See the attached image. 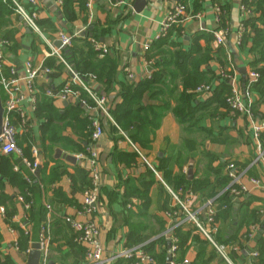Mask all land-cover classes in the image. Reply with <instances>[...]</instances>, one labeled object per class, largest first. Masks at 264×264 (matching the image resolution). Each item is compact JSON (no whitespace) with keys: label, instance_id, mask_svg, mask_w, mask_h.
<instances>
[{"label":"crops","instance_id":"0c3cea01","mask_svg":"<svg viewBox=\"0 0 264 264\" xmlns=\"http://www.w3.org/2000/svg\"><path fill=\"white\" fill-rule=\"evenodd\" d=\"M21 1L29 10L37 13L43 36L27 27L20 15L14 11L13 13L5 12V15L0 17V40H9V44L4 49L7 67L13 66L21 73L27 61L50 67L53 69L52 75L41 74L36 81V87L38 91L48 89L53 92L60 91L63 85L70 81L71 74L55 56L48 55L51 51V43L53 45L57 40V31L63 30L72 34L81 29L85 31L88 24L95 23L101 39H104L103 44L109 50L106 53L107 56L117 63L115 80L110 91L102 92L99 85L96 82L93 83L99 94L106 97L108 109L117 102L123 85L130 80L137 83L143 79L145 76L144 42L159 32L160 22L168 10L176 3L183 2L187 10V18L168 35L166 51L174 52L182 49L191 58L186 63L185 74L184 70L180 71L175 66L171 67L173 73L178 75L175 80L177 90L174 100L171 101V109L163 117L153 142L145 148L147 154L144 152L145 157L150 164L159 167L162 174L167 171L171 182L177 175L185 174L188 181L194 179L208 183L203 193L196 194L198 205L202 203L201 199L212 195L211 191L214 190L217 182V173L213 169H219L221 162H234L240 169L251 168L250 163L255 156L257 142L249 119L245 115L233 113L215 100L217 94L221 102L225 97L219 79L221 70L226 68L222 67L225 58L231 61L230 69L235 70L241 89L244 86L243 70H246L247 74L251 68L264 70V40L263 46L255 51L253 35L252 38L247 37V40L243 41L244 34L251 32V28L249 31L247 29V32L245 28L240 36V7L247 0H146V5L141 12L133 9L135 0H124L123 3H119V0H95L91 10L87 8V5H83L82 9L75 0L76 18L71 21L65 19L62 14V0H36L35 4L29 3V0ZM248 1H251L254 6V16L258 18L256 22L258 30L264 31L263 11L257 10V2L261 4L264 0ZM215 6H221L224 9V24L216 22ZM90 13L93 14L92 17ZM198 14L202 17H198ZM220 28L227 29L228 33L224 45L219 48L214 41V36L213 40L207 36H212L213 32ZM198 35L202 38L196 42ZM216 49L220 52L213 53L212 50L216 51ZM196 73L203 76L202 83L212 85L213 90L207 93L194 91L195 100L192 107L197 112L186 124H181L173 108L176 106L178 95L184 90L183 77ZM128 74H132L133 78L130 79ZM187 91L192 90L188 88ZM164 98L169 102L167 96ZM253 100L256 118L264 121V85L254 89ZM67 102L65 104L66 101H60L55 97L53 105L57 109H62L75 100L68 99ZM22 107L30 119L31 127L21 131L20 135L31 132L38 140L36 145L33 143L31 145V158L32 146L35 145L40 151V173L42 168H46V177H48L52 170L57 169L59 177L43 185L44 220L34 216L33 213L29 215V209H25L18 198L15 200L16 212L10 218L12 223L7 217L6 210L5 213L0 211V253L7 256L14 264H28L32 245L39 243L41 227L47 223L51 234L48 264H84L83 256L77 248H74L73 232L63 217L77 215L78 209L81 208L84 187L74 185L69 175L73 174L76 166L87 171L89 155L78 156L79 154L67 152L60 146H56L51 160L48 145L40 141L39 128L42 119L36 115V110L30 108L29 101L23 103ZM84 109L86 110L85 107ZM100 120L104 127V134L97 142H89L88 152L90 154V151L94 149L98 153L101 194L98 211L94 218L101 229L103 246L107 253L123 251L129 246L127 245L129 234L132 231L139 232L146 239L131 246L146 243L147 250L150 243L155 241L153 250L148 249L149 254L153 256L157 264H168L167 260L171 253V247L168 248L170 240L162 238L161 235L170 223L166 212L173 208V198L155 172L149 173L145 160L132 154L131 145L122 138V133L114 128L115 125L102 114ZM62 131L71 138L77 139L69 128ZM260 141L264 144V131ZM56 149L74 156L77 162L74 164L63 158H55ZM11 156L20 157L19 155L8 157ZM21 165L26 166L23 161L15 166H18L20 170ZM19 170L15 169V171ZM250 174L264 183V164ZM165 178L163 177L162 180L167 185L171 188L175 187ZM148 180L152 181L149 185L146 184ZM130 184H134L141 191L134 193L128 190L127 187ZM144 190H147L146 198L149 204L143 213L144 206L141 208V205H143L142 191ZM6 191L12 193L10 184H7ZM249 193L248 196L234 202L235 209L231 217L227 219L220 217L217 221L219 231L216 239L218 236V241L227 244L229 252L241 250L236 260L232 258L231 253L229 254L236 264H257V259L251 253L258 254L257 238L264 235V217L259 218L256 214L264 209V186ZM33 197L34 193L33 196L31 194V198ZM1 206L5 209V206L0 203ZM47 206H50L51 212L48 211ZM23 224L29 225L30 228V233L25 234L29 237L27 245L22 248L18 244L16 248V243H19L22 237L21 232L24 231ZM238 226H240L239 232L236 229ZM182 232L187 230L183 229L180 234ZM231 232L236 233L235 240L239 238L238 241L228 240L234 239L233 236H229ZM198 236L200 237L198 239L190 238L184 250L178 247L173 258L174 264H193L195 261L199 264H226L219 258L214 247L200 234ZM233 247H236V250ZM185 259L188 260L187 263ZM122 260L125 261L124 264H133L132 260Z\"/></svg>","mask_w":264,"mask_h":264},{"label":"trees","instance_id":"16d2710c","mask_svg":"<svg viewBox=\"0 0 264 264\" xmlns=\"http://www.w3.org/2000/svg\"><path fill=\"white\" fill-rule=\"evenodd\" d=\"M74 1L75 0H62V14L65 19L71 21L76 18L75 10H74ZM79 5L83 9V5L85 6L87 0H76ZM116 1V0H113ZM183 3V2H181ZM264 2L258 4L257 2V10L263 11L264 16ZM221 7V6H220ZM251 7H254L251 4ZM222 9V24L225 23V12ZM12 10L9 8L7 4L0 0V17L5 15V12ZM251 16L246 20V32L247 29L251 28V32L245 33L243 36V41L247 40V37H251L253 35L255 41V51L263 46L264 40V31L257 28L258 18L254 16V9L252 10ZM13 13V12H12ZM261 16V18H263ZM38 22V21H37ZM87 24V23H86ZM39 25V23H38ZM86 26V25H85ZM40 27V25H39ZM178 27L175 25L172 27L170 32ZM58 32V31H57ZM168 33V35L170 34ZM73 34V33H72ZM161 38L160 40L154 41L151 47L145 52V59L150 63L149 68L152 73L150 78L146 76L143 77L139 82H130L123 85L122 91L118 97L117 102L113 107H109L108 112L113 117L116 125L115 129L122 131L126 137L139 149L142 155L145 157L146 150L145 148L149 146L150 143L153 142L156 131L159 129L162 119L171 109V101L174 100V94L177 90V84H175V80L178 77L176 73H173L171 70L172 66L178 68V70H184L185 74V66L186 63L190 60L191 56L182 49H177L174 52H167L166 46L168 45L169 36ZM208 38L213 40V35L207 36ZM202 38L201 35L196 37V42ZM98 40L101 42V35L98 32V28L95 23L91 25H87L85 29V34L79 33L78 35L73 37L72 46L66 47L63 49L62 53L65 57L67 63L72 67V69L81 76L85 81L88 79L87 76L91 75L94 77L93 81L99 85V88L102 92L107 93L110 91L112 84L115 80V73L117 69V63L114 59L105 54L104 56L100 55V50L96 48V46L92 43V40ZM102 43V42H101ZM196 44V43H195ZM222 45L219 46V48ZM219 49L213 51V53H218ZM220 52V51H219ZM225 57V55H224ZM54 65V63H52ZM222 67H226V69H230L231 61L227 58L224 59L222 63ZM251 70L258 71L260 73L259 79L254 82L251 86L252 96L253 91L256 88L262 87L264 84V70H258L255 68H251ZM52 75V74H51ZM221 76V75H220ZM219 78V75H218ZM220 79V86L225 93L224 101H219L218 94L215 95V100L222 106L228 108L230 111L232 109L228 106L226 102L227 96L231 93V85L230 81L227 78ZM203 81V76L196 74L193 75H185L183 77V88L184 90L180 95H178L176 99V106L173 108V112L177 119L181 124H186L197 112V110L193 109V104L195 100V92L197 91V87L200 86ZM87 82V81H86ZM93 82V83H94ZM249 85V73L247 74L246 81L244 82V86L247 87ZM190 88L192 91H187ZM1 90V96L4 99V91ZM242 90V89H241ZM195 91V92H194ZM203 93V92H198ZM168 97L169 102L166 101L164 97ZM81 98L86 97L90 100L86 94L82 91L80 96ZM158 100V102H155ZM53 101L55 98L50 96L46 90H40L37 94L36 101V115L42 119V123L40 125V141H43L44 144H47V148L49 147L50 158L52 160L54 149L56 146H60L67 152H74L76 154H85L89 155L88 152V144L91 142V135L93 132V127L91 124V120L89 119V115L84 109V105L82 104L81 99L75 100V102L70 103L69 105L63 107L62 109H57L53 105ZM254 105V103H253ZM233 112V111H232ZM234 113V112H233ZM18 122V117H16L15 124ZM66 128H69L71 132H73L77 139L71 138L70 135L65 133ZM62 131V132H61ZM25 134V133H24ZM23 135H18L17 140ZM122 138L126 140V138L121 135ZM262 136V134H261ZM261 140V137H260ZM263 141V140H262ZM87 142V145L85 144ZM31 145L32 143H21L19 144L20 148L23 150V156L32 160L31 158ZM132 154L137 157H141L133 148ZM145 152V154H144ZM256 154V153H255ZM147 155V154H146ZM133 157V156H132ZM142 158V157H141ZM146 158V157H145ZM253 160V159H252ZM251 160V161H252ZM22 161V156H11L8 157L0 153V203L5 206L7 217L10 218L16 212L15 200L19 195L25 196L26 200L31 197L28 196V193H31L33 197V203L29 209V215L38 216L40 219L44 218V193H43V185L53 182L58 179L59 173L57 169H54L50 172L49 176L46 177V168L41 169V173L39 176L35 178L32 176L30 169L26 166H20L21 169L19 171H15V165L19 164ZM231 161L221 162V166L219 169H213L217 173V182L214 186V190H212V195L208 198L205 197L199 200L200 202H204L209 198H212L219 194L229 183L230 177L228 174V164ZM234 163V162H233ZM237 166V164L235 163ZM259 163L251 168H248V175L252 176L250 173L261 166ZM157 172L162 176L160 179L164 184H166L162 179L166 177L173 186L175 191L182 190L183 193L193 192L195 194L203 193L204 187L209 184L204 180L196 181V180H187V176L185 174L177 175L173 178V182H171L169 173L165 171L162 174L159 167H155ZM238 168V167H237ZM247 168V167H246ZM240 169V168H238ZM245 169V168H241ZM253 169V170H251ZM39 170V168H38ZM73 174L70 173V178L74 185L82 186V190H86V188L91 183V178L89 174V170L85 171L83 169L74 167ZM251 170V172H250ZM149 173L153 174L154 172L148 168ZM33 177L32 184H29L26 180V177ZM152 183L151 180L146 181V184L149 185ZM7 184H10L13 191L12 193H8L6 191ZM167 185V184H166ZM169 186V185H168ZM180 188V189H179ZM128 190L137 193L140 188L136 187L134 184H130L127 187ZM83 191V192H84ZM147 190L142 191L143 198V207L142 211H146L147 205L149 204L148 199L146 198ZM145 194V195H144ZM249 192L243 193L240 197H233L229 192L222 194V196L216 200L215 208L217 210L216 221L221 217L222 219H227L231 217L233 211L235 209L234 202L239 199L248 196ZM200 203V204H202ZM264 210V209H263ZM257 217H264V213L262 210L260 213H256ZM65 217L63 219L65 220ZM45 219V218H44ZM43 219V220H44ZM66 222V220H65ZM12 223V222H11ZM67 223V222H66ZM68 224V223H67ZM69 225V224H68ZM70 227V226H69ZM71 228V227H70ZM186 229L187 232H180ZM237 232L240 230V226L237 228ZM72 230V229H71ZM180 231V232H179ZM21 232V231H20ZM24 232V231H23ZM21 232V240L18 244L19 247L25 248L28 241V236L25 235V232ZM73 232V242L74 248H77L80 254L83 256L86 261V250L83 246L78 244L75 240L76 233ZM195 229L192 225L188 224L179 228L176 232V235L179 236V244L178 247L180 250H184L190 238L198 239V234H195ZM235 232H231L229 236H233L235 240ZM1 236V235H0ZM200 238V237H199ZM146 238L142 237L139 232L132 231L129 234V239L127 241V247H131V245L135 243L143 242ZM218 239V236H217ZM239 239V238H238ZM235 240V241H238ZM220 242V241H219ZM155 241H152L147 248V251L154 248ZM223 243V242H221ZM241 245V243H240ZM257 246H258V256L255 257L257 259V264H264V235L263 237L257 238ZM149 249V250H148ZM232 254V258L236 260V257H239L241 254V250L234 252L230 250L229 254ZM124 260L120 259L115 261L112 264H124ZM128 262V261H127ZM85 263V262H84ZM129 263V262H128ZM0 264H14L7 256H3L0 253ZM82 264V263H81ZM193 264H199L198 262H194Z\"/></svg>","mask_w":264,"mask_h":264},{"label":"built area","instance_id":"2783aa9c","mask_svg":"<svg viewBox=\"0 0 264 264\" xmlns=\"http://www.w3.org/2000/svg\"><path fill=\"white\" fill-rule=\"evenodd\" d=\"M9 8L16 14L20 15L27 27L33 32L43 36L42 31L38 25L37 13L29 10L25 3L21 0H3ZM36 0H29V3L35 4ZM95 0H87V8L91 10ZM124 0H119V3H123ZM251 1H246L241 4V23H240V36L246 28V20L251 16L253 7H251ZM90 13V17H92ZM187 16V10L183 3L179 2L172 6L165 17L160 22L159 32L151 39H148L143 44V51L146 52L154 41L168 35L173 26L178 25ZM198 17L202 15L198 14ZM215 20L217 23L222 22V9L220 6H215ZM84 31L81 29L73 34L59 30L56 34L57 40L61 41L62 47L56 48L51 43V51L48 55L55 56L60 63H62L69 73L71 74L70 81L66 82L58 92H53L51 89L47 90V93L52 97L59 98L60 101H67L68 99L82 101V104L86 108V111L91 120L93 132L91 135V142H97L104 134V127L100 120V115L106 116L114 125H116L113 117L108 112L107 100L105 96L99 94L93 85L94 77L87 76V82L79 76L72 67L67 63L63 56V49L72 46L73 37ZM228 30L218 29L213 32L214 41L217 46L224 45L226 41ZM92 43L100 50V56H104L108 53V48L105 44L98 40H92ZM9 44V40H0V89L4 91V99L2 98V104L4 108L3 116V128L0 135V153L3 155H19L22 156L23 163L30 169L32 176L36 175V172L40 166V151L37 146L32 147V160L25 158L23 152L17 144V137L21 131L31 127L30 119L22 107L23 103L29 101L31 109L36 110V101L38 89L36 87V81L41 74L46 76L53 73V69L43 65H35L32 61H27L24 65L23 72L21 73L15 67H7L5 63L4 49ZM145 60V76L150 78L152 73L150 71V63ZM249 85L243 86L241 90L239 82L237 80V74L234 69H222L221 76L227 78L230 81L231 93L227 96L226 102L234 113L245 115L250 122V126L253 135L256 139V154L250 163V167H253L259 163L264 164V144L261 143L260 137L264 131V121L258 120L253 111V96L251 86L256 82L260 73L255 70L249 72ZM132 79V74H128ZM213 90L212 85L201 84L197 87L198 92H211ZM82 91L90 99L86 97L81 98ZM92 102V104L90 103ZM16 117L18 122L15 124ZM117 126V125H116ZM122 135L129 142L131 147L145 160L147 166L155 172V174L161 179L160 174L157 172L154 165L142 155L139 149L126 137L121 131ZM78 156H82L79 154ZM88 170L91 178L90 185L83 193V200L81 208L78 209L77 215L66 216L65 220L76 233L75 240L78 244L83 246L86 250V261L84 264H112L114 261L120 259L132 260L133 264H157L151 254L146 250V243L140 245H134L125 248L123 251H113L107 253L101 239V229L94 218L98 211V204L101 194V182H100V170L98 162V153L92 149L88 157ZM230 181L228 185L216 196L207 199L202 204H197V195L193 192L183 193L180 189L175 191L170 186L166 185L167 190L170 192L174 206L172 209L166 212V215L170 218V223L166 231L161 237L168 238L171 243V262L174 264V256L178 251V236L176 232L179 228L188 224L192 225L195 232L200 234L205 240H207L216 250L219 258L226 264H236L229 255V246L225 243H221L216 239V235L219 231V226L216 221L217 210L215 208V202L222 194L229 192L233 197H240L243 193L251 192L255 189H259L264 186L261 179L255 176L248 175V169H238L235 163L231 162L227 166ZM16 170H19L18 166H15ZM247 177V178H246ZM26 180L29 184H32L33 177L27 176ZM31 197V193L27 194ZM19 201L23 203L25 209H30L33 198L26 200L25 196L19 195ZM49 212H51L50 206H47ZM0 211L5 213L4 207H0ZM264 213V210H262ZM22 228L25 234L30 233L29 225L23 224ZM51 234L49 232L48 224L45 223L41 227L40 232V249L42 252L41 264H48V255L50 250ZM18 248V243H16ZM236 250V247H233ZM252 256L256 257L257 252H252ZM188 260L185 259V263Z\"/></svg>","mask_w":264,"mask_h":264},{"label":"water","instance_id":"95a60500","mask_svg":"<svg viewBox=\"0 0 264 264\" xmlns=\"http://www.w3.org/2000/svg\"><path fill=\"white\" fill-rule=\"evenodd\" d=\"M146 5V0H135V3L133 5V9L136 12H141L144 7ZM81 34H85V31H82ZM104 39H101V42L103 43ZM54 46L56 48H61L62 47V43L59 40H56L54 42ZM247 71L243 70L242 71V75H243V81H246V76H247ZM68 102L66 101L65 104H67ZM3 116H4V108H3V104H2V96H1V90H0V135L2 133V128H3ZM87 145V143H85ZM55 158H63L65 160H67L70 163H76L77 159L72 156L69 155L67 153H63V151L61 149H56L55 151ZM40 171L38 170L36 175L39 176ZM171 245L170 243L168 244V248H170ZM41 251H40V244L39 243H34L32 245V250L29 252V257H28V264H41ZM168 264H170L171 262V253L168 257L167 260Z\"/></svg>","mask_w":264,"mask_h":264},{"label":"rangeland","instance_id":"374dc122","mask_svg":"<svg viewBox=\"0 0 264 264\" xmlns=\"http://www.w3.org/2000/svg\"><path fill=\"white\" fill-rule=\"evenodd\" d=\"M21 141H23V143H25V142L26 143H33L36 145L38 140L34 137V135L31 134V132H27V133L23 134V136H21L18 139V141H17L18 146L21 143ZM35 145H33V146H35Z\"/></svg>","mask_w":264,"mask_h":264}]
</instances>
